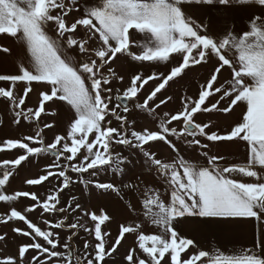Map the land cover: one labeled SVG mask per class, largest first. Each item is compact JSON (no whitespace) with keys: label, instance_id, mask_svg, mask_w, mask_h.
<instances>
[{"label":"snow or ice","instance_id":"obj_1","mask_svg":"<svg viewBox=\"0 0 264 264\" xmlns=\"http://www.w3.org/2000/svg\"><path fill=\"white\" fill-rule=\"evenodd\" d=\"M233 3L259 9L239 32L235 26L215 32L211 22L194 19L189 11L194 6L227 10ZM79 4L80 0H0V37L14 40L20 46L18 55L24 57L17 74H0V82H6L0 86V99L10 106L13 123L27 121L36 127L32 135L0 142V153L19 150L15 158L0 162V203L9 206L0 214V225L22 222L26 227L13 226L11 231L29 241L17 244L15 255L0 256V264H109L129 235L134 247L123 257L126 264H264V231L255 247L225 254L219 249L190 251L197 248L195 241L176 228L183 219L200 218L250 220L258 230L264 229V0H98L83 10ZM74 12L81 15L69 22ZM136 34L143 40H134ZM11 51L0 45V54ZM118 54L155 65L177 57L181 62L167 73L138 72L122 90L113 86L124 79L111 67ZM201 64H212V71L200 85L198 98L184 97L175 114L165 111L156 130L133 127L130 103L155 117L157 109L173 99L161 98L169 82ZM222 70L230 72L227 86L218 82ZM150 81L154 87L139 102ZM35 85L44 90L34 109L26 106V99ZM57 102L69 106L70 115L65 133L48 143L45 129L55 125L40 122L42 116L57 115L51 110ZM237 107L244 110L229 128L215 130L197 119V114L227 115ZM229 142H243L242 162L211 152ZM161 143L174 154L170 160L153 151ZM182 147L198 152L204 162L186 158ZM124 149L138 155L160 183L145 184L139 177L124 182L132 163L122 154ZM41 156L53 159L44 174L26 183L37 186L56 178L55 190L44 199L36 192L9 194L7 186L16 169ZM108 173L113 179L121 177V183L100 179ZM77 183L114 193L121 200L123 190H129L141 208L137 212L131 201L127 208L140 219L121 223L118 235L111 238L106 228L112 217L104 209L87 210L75 195L62 203L61 194ZM21 198L34 203L17 209ZM38 209L46 227L30 218ZM149 226L153 231L146 233ZM60 231L69 233L63 241ZM81 231L92 237L84 239L82 249L74 246ZM8 240L7 233L0 234V243Z\"/></svg>","mask_w":264,"mask_h":264},{"label":"rangeland","instance_id":"obj_2","mask_svg":"<svg viewBox=\"0 0 264 264\" xmlns=\"http://www.w3.org/2000/svg\"><path fill=\"white\" fill-rule=\"evenodd\" d=\"M75 18H78L76 12L70 14L69 22H71ZM80 35H84L83 29H81ZM0 39L2 41V37H0ZM91 46L95 47L96 45L95 43H93ZM128 58L129 57L118 54V58L115 61H113L111 65L117 77L122 76L124 78L123 82L116 80L113 85L114 87H119L122 90L128 86L130 81L127 74ZM179 62H181L180 58L179 57L175 58V65L178 64ZM135 63H136L135 67L143 68L145 67L144 63L147 62L144 63L135 62ZM213 63H215V61H213ZM211 71H212V64L196 65L190 69H186L185 74L182 75L181 77L176 78V80L174 81H170L169 86L166 87L165 90H163V96L161 98L170 95L173 97V99L169 101L167 105H162L160 109H157V113L155 117L149 116L147 113L135 109L132 105H130V107H132V111L128 114L129 118L134 119L136 121L133 127L136 130H142L144 128L156 130L157 125L159 123V118L163 117V113L165 111L169 112L170 114H175L177 110L181 109L182 107L181 102L184 97L191 96L193 98H198L200 85L205 83L206 80L210 78ZM223 77H225L224 71H222V74L219 75L218 77V82L220 84L224 83ZM5 85L6 82H0V86H5ZM154 85L155 82L154 84L150 83L145 86V89L142 90V93L139 94L138 96L139 102H142L143 99L146 98V95L150 92V90L152 89V87H154ZM42 90H44L43 85L34 86V91L30 93L29 97L26 99L27 107H33L34 109L38 107L39 93ZM158 96H161V94H158ZM56 104L53 105L51 109L52 111H56ZM61 109L62 107L60 106V110ZM243 110H244L243 107H237L233 113L227 115L222 113H202V114H197V119L199 122L202 123H211L212 125L215 126V130H221L224 128H229L231 126H234V124L239 121ZM54 118L55 117H51V116L49 117L42 116V121L40 122V126H43L44 122L54 123ZM13 119L14 117L10 106L7 104L6 101L0 99V142L9 138L19 139L22 138V136L24 135H32L35 133L36 131L35 124H29L27 121H22L20 125H16L15 123H13ZM116 123L117 122L114 121L113 126H115ZM176 123L177 122H173V126H175ZM54 133L55 132L53 128L45 129L44 135L46 142L50 143L53 141L55 136ZM224 144L228 146V144H231V142ZM240 145H241L240 143L239 144L235 143L236 148L240 147ZM117 150H119V148ZM189 150L192 151L191 149H188V151ZM18 151L19 150H12L11 152L0 153V162H2L4 159L15 158V154ZM153 151L157 152L159 158H163L165 160H170L174 155L170 152L167 146L163 145L162 143L159 144L156 148H154ZM181 152L183 155L186 156L185 153L186 151L184 150L183 147L181 148ZM122 154L127 155L129 159L132 161V163L127 166L126 175L123 177L124 182L132 172H136L137 170L147 167V165L143 163L142 159L138 155L130 154L128 149H124ZM52 159L53 157L51 156L31 157L29 161L24 162V164H22L18 169H16L14 176L10 178L9 185L7 186L8 193L11 194L17 190L36 192L41 199H44L49 192L55 190V187L59 184V181L56 178H50V182H44L43 184L37 186L27 185L26 181L28 179L38 178L40 175L44 174V169L49 163H51ZM73 176L75 177V174H73ZM100 179L105 182L112 181L117 185L121 183V177H115L113 179L112 173H108L107 175L102 174ZM144 183L149 185H154L152 182H149L147 180ZM123 194L125 198L121 200L114 193H104L102 190H97L92 187H89L88 189H84V186L82 184L77 183L72 185L69 190H66L64 193L61 194V200L63 203L69 200L72 195H75L78 197L79 202L87 210L96 211L97 213H99L100 209H104L105 212L112 217L111 221L107 223L106 230L110 232L111 238L114 239V237L118 235V226L121 223L134 222L140 219L139 216L133 214L127 208L128 201H131L133 203V206L136 208L137 212L140 211L141 205L139 203L137 196L131 193L127 189L123 190ZM32 203L34 202L29 200L28 198H21V201L17 202L15 204V207H17V209H23L24 207L29 206ZM7 211H9V206L0 203V214H4ZM39 211L40 210L38 209L37 213L30 214V218L33 219V221L36 222L38 225L42 227H46L41 223V220L38 215ZM45 218L51 219V217H49L48 214H45ZM13 226L26 227L22 224V222H10L9 225H0V234L7 233L9 237L8 243L6 245L0 243V256L15 255L17 251V244L23 242H29L28 238H22L16 236L11 231V228ZM145 231L146 233H151L153 229L149 226L148 228L145 229ZM67 235H69L67 231H60V237L62 241L64 238L67 237ZM84 239L92 240V237L88 236V234L81 231L79 233V238H74V246L78 245L82 249ZM122 242L124 243V245L122 244V246L118 249V253L114 254V258L109 259V264H126V261L123 259V257L126 255L127 251L130 248L134 247V237L132 235H129L127 239ZM190 251L195 252L196 250L191 249Z\"/></svg>","mask_w":264,"mask_h":264},{"label":"crops","instance_id":"obj_3","mask_svg":"<svg viewBox=\"0 0 264 264\" xmlns=\"http://www.w3.org/2000/svg\"><path fill=\"white\" fill-rule=\"evenodd\" d=\"M98 0H80L79 7L81 10L87 7L94 6ZM222 7V6H221ZM191 15L196 20H203L205 22H211L213 31L222 32L226 27L235 26V30L239 32L246 27L248 20L253 14H259L258 6H242L233 3L227 10L217 11L208 6H194L189 9ZM81 13H77V17H80ZM134 40H143L142 35L136 34L133 37ZM0 45L9 47L12 51L6 54H0V74H17L18 65L24 57L19 56V45L8 37H2L0 39ZM133 52L137 49L133 48ZM70 51V54H73ZM131 58V57H129ZM127 59V74L129 79L136 73H144L149 75L152 72H165L170 71L172 66H175V59H172L169 63L164 64H149L144 63L145 67H135V62L132 59ZM149 66V67H146ZM224 71V70H222ZM225 77H223V84L227 86V81L230 79V72L224 71ZM154 84L150 81L149 84ZM60 106L62 109L60 110ZM69 106L64 102H57L56 113L54 118V134H64L68 124V117L70 115ZM240 147H235V143L221 144L220 146L212 148L213 154L224 155L230 162H242L245 156V147L243 142L240 143ZM186 158H189L193 162L203 163L199 154L194 151H186ZM132 177V178H131ZM139 177L143 183L147 181L152 182L154 185H158L160 182L156 178L155 173H150L148 166L146 168L132 172L125 182L135 181ZM143 178V179H142ZM137 181V180H136ZM176 228L179 233L187 238H191L195 241L197 248L196 251L206 250L213 251L219 249L225 254H231L235 250L241 248H253L256 241L260 236L261 231L264 229H257L256 224L253 221H232L221 222L214 220H201L200 218H186L176 224ZM113 237V236H112ZM115 238V237H114ZM124 245V243L122 242Z\"/></svg>","mask_w":264,"mask_h":264},{"label":"water","instance_id":"obj_4","mask_svg":"<svg viewBox=\"0 0 264 264\" xmlns=\"http://www.w3.org/2000/svg\"><path fill=\"white\" fill-rule=\"evenodd\" d=\"M130 105H131V103H130Z\"/></svg>","mask_w":264,"mask_h":264}]
</instances>
